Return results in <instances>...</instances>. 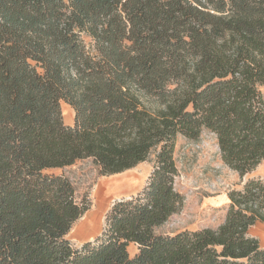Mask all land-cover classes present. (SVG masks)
I'll use <instances>...</instances> for the list:
<instances>
[{
  "label": "trees",
  "instance_id": "16d2710c",
  "mask_svg": "<svg viewBox=\"0 0 264 264\" xmlns=\"http://www.w3.org/2000/svg\"><path fill=\"white\" fill-rule=\"evenodd\" d=\"M262 88L264 0H0V264H264L248 234L264 224L261 179L229 194L218 229L155 233L184 205L180 136L214 134L241 176L262 164ZM152 155L145 189L73 246L91 203L51 172L91 160L119 175Z\"/></svg>",
  "mask_w": 264,
  "mask_h": 264
},
{
  "label": "rangeland",
  "instance_id": "374dc122",
  "mask_svg": "<svg viewBox=\"0 0 264 264\" xmlns=\"http://www.w3.org/2000/svg\"><path fill=\"white\" fill-rule=\"evenodd\" d=\"M262 92L264 95V88ZM143 101L148 107L155 106L153 99L143 98ZM61 109L64 123L73 126V109L65 103H62ZM174 157L178 168L175 189L184 198V205L180 212L155 230L157 235L218 229L227 217L229 194L242 190L249 180H264V161L252 173L241 176L223 162L217 137L208 131H204L198 140L180 136ZM154 166L155 156L152 155L147 162L119 175L102 176L91 160L51 172L69 179L79 201L88 200L91 203L90 210L74 225L68 236L73 246L80 247L100 237L113 204L141 193L148 184ZM248 234L264 248V224L252 227ZM137 252V246L129 247L132 257Z\"/></svg>",
  "mask_w": 264,
  "mask_h": 264
}]
</instances>
